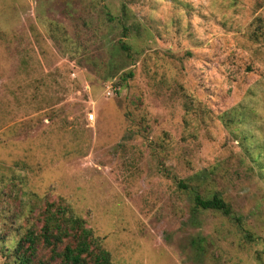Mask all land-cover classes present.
I'll use <instances>...</instances> for the list:
<instances>
[{
	"label": "rangeland",
	"instance_id": "374dc122",
	"mask_svg": "<svg viewBox=\"0 0 264 264\" xmlns=\"http://www.w3.org/2000/svg\"><path fill=\"white\" fill-rule=\"evenodd\" d=\"M59 199L112 264H264V0H0V264Z\"/></svg>",
	"mask_w": 264,
	"mask_h": 264
},
{
	"label": "trees",
	"instance_id": "16d2710c",
	"mask_svg": "<svg viewBox=\"0 0 264 264\" xmlns=\"http://www.w3.org/2000/svg\"><path fill=\"white\" fill-rule=\"evenodd\" d=\"M118 45L123 52L129 49L121 42ZM127 77L132 74L128 73ZM178 188L187 190L189 187L179 181ZM193 192L196 208L234 218L231 207L219 195L203 197L198 191ZM33 212L29 210L32 221L26 220V225L17 229L19 237L10 254L13 264H112L101 241L64 200L46 202L35 216ZM4 242L0 238V243Z\"/></svg>",
	"mask_w": 264,
	"mask_h": 264
}]
</instances>
